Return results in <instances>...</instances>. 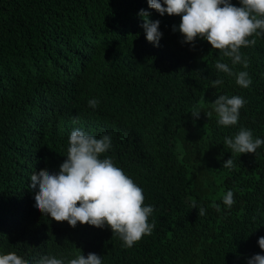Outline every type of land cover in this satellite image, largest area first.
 Masks as SVG:
<instances>
[{"label":"trees","instance_id":"trees-1","mask_svg":"<svg viewBox=\"0 0 264 264\" xmlns=\"http://www.w3.org/2000/svg\"><path fill=\"white\" fill-rule=\"evenodd\" d=\"M0 264H264V0H0Z\"/></svg>","mask_w":264,"mask_h":264}]
</instances>
